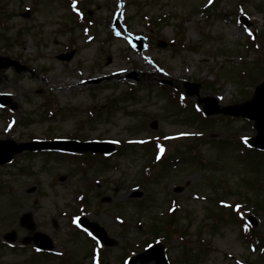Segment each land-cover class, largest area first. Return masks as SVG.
Listing matches in <instances>:
<instances>
[{
    "label": "rangeland",
    "instance_id": "obj_1",
    "mask_svg": "<svg viewBox=\"0 0 264 264\" xmlns=\"http://www.w3.org/2000/svg\"><path fill=\"white\" fill-rule=\"evenodd\" d=\"M78 1L76 11L71 0H0V64L9 58L25 66L20 72L0 67V96L8 103L5 113L0 110V139L20 143L73 136L113 141L115 151L107 164L95 163L85 174L70 158L42 152L15 154L12 163L0 167V240L13 231V242L21 244L0 245V264L96 261L89 253L100 256L98 246L76 232L71 216L76 193L87 191L86 176L96 184L87 192L83 215L111 239L102 252L105 264H120L128 243L138 248L151 239L146 233L151 225L169 220L182 229L165 245L169 264H243L255 258L241 237L248 209L239 207V214L234 202L258 204L255 228L264 230V170L257 167H264L258 161L263 158L239 161L241 146L231 147L239 137L255 134L252 122L247 127L241 117L214 114L205 125L180 112L158 80L179 90L181 105L200 98L223 108L249 98L252 82L262 78L257 59H264V0H216L208 15L202 11L205 0ZM84 10L92 18L88 23L81 21ZM161 17L167 20L159 29L152 23ZM134 34L146 38L145 50L131 46ZM247 40L254 47L246 48ZM240 69L253 72L247 83L242 84ZM184 81L198 85L190 87L197 95L185 93ZM151 139L169 161L151 166L156 178L140 182L153 153L142 143ZM135 190L141 197H131ZM231 209L243 223L231 218ZM167 211L172 217L161 218ZM28 212L34 230L18 223ZM35 231L48 235L51 254L35 255Z\"/></svg>",
    "mask_w": 264,
    "mask_h": 264
},
{
    "label": "water",
    "instance_id": "obj_2",
    "mask_svg": "<svg viewBox=\"0 0 264 264\" xmlns=\"http://www.w3.org/2000/svg\"><path fill=\"white\" fill-rule=\"evenodd\" d=\"M9 65H14L18 71L23 69L22 66L18 65L17 63L9 59L6 61V63H1L0 67H8ZM187 86H188L187 92L190 95H192L193 93H197L196 91H193L191 88H189V87H197L196 85L194 86L192 84H187ZM199 103H203V109L206 112V114L223 112L229 115L243 116V117L253 120V125L256 129V135L252 137L251 139H249V143L253 146L264 149V81L256 86L252 98L243 103L230 105L223 109H219L215 101L211 102L207 99H199ZM45 144H46L45 146L50 145L53 147H66L70 149H77V147H68V146H62V145L54 146V144H62V143H56V142H45ZM42 145L39 146V145H36L35 143L20 144L16 146L15 147L16 150H13L12 152L17 153L24 149L32 150V149H37V148H46L45 146L41 147ZM101 150H104V149H101ZM2 155L3 156L0 159H2V161H5L11 156V152H8L7 154L8 156L4 155L3 153ZM25 220H27V216L23 218V222H25ZM82 222L85 225L89 226L105 242H108V240L105 237L104 231L101 228H99L93 223H87L85 220H82ZM28 224L31 228L33 227L31 223H28ZM41 236L42 235H40V237ZM8 238L10 239L12 237L9 236ZM39 244L44 248H49L51 246L50 243L47 241L46 242L44 241L42 243L40 242ZM157 247L160 248V250L158 251V254H161L162 248L159 245H157Z\"/></svg>",
    "mask_w": 264,
    "mask_h": 264
},
{
    "label": "trees",
    "instance_id": "obj_3",
    "mask_svg": "<svg viewBox=\"0 0 264 264\" xmlns=\"http://www.w3.org/2000/svg\"><path fill=\"white\" fill-rule=\"evenodd\" d=\"M239 77H241V75H240V72H239V75H238ZM254 82H256V80L254 81ZM190 116H193V115H191L190 114ZM198 116H200V114L199 113H197L196 114V117H198ZM203 121L205 122V123H208L207 121H208V119H206V118H204L203 119ZM223 144H224V142H223ZM234 149V148H233ZM246 154L248 155V156H253V158L254 159H256V156L257 157H259V156H261L263 159H258V161L259 162H263L264 163V153H262V152H259V151H255V150H251V149H246ZM191 159V158H190ZM261 170H264V167L263 168H261L260 169V171ZM259 171V172H260ZM259 178V177H258ZM258 180V179H257ZM256 181V180H255ZM254 180H251L250 182H251V185H254V186H256V184L257 185H259L260 183L259 182H255ZM258 187V186H257ZM260 187V186H259ZM263 187V191H264V186H262ZM257 205V204H256ZM255 234L257 235V239H258V241H259V244L261 245V246H264V232H260V231H255Z\"/></svg>",
    "mask_w": 264,
    "mask_h": 264
},
{
    "label": "bare ground",
    "instance_id": "obj_4",
    "mask_svg": "<svg viewBox=\"0 0 264 264\" xmlns=\"http://www.w3.org/2000/svg\"><path fill=\"white\" fill-rule=\"evenodd\" d=\"M120 10H121V7L118 8V11H120ZM140 58H141V57H139V56L137 57V59H139V60H140ZM145 63H146V61L143 62L142 64H145ZM142 64L140 63V68H141V65H142ZM142 67H146V68H144L143 70H144V73H148V72H147V71H148V67H147V66H143V65H142ZM140 68H139V69H140ZM113 70H114V69H113ZM115 71H117V69H115L113 72H115Z\"/></svg>",
    "mask_w": 264,
    "mask_h": 264
}]
</instances>
